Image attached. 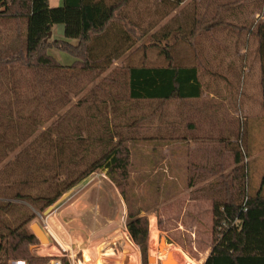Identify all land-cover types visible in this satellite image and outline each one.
<instances>
[{"label":"trees","instance_id":"obj_1","mask_svg":"<svg viewBox=\"0 0 264 264\" xmlns=\"http://www.w3.org/2000/svg\"><path fill=\"white\" fill-rule=\"evenodd\" d=\"M134 1L138 0H63L62 5L52 7L49 0H0V17L13 21L18 36L24 39L22 48L8 43L0 50V264H9L11 260L46 264L54 258L35 255L30 248L40 240L28 226L35 217L28 204L44 211L101 169L125 191L131 150L124 134L117 130L119 124L113 120L125 112L129 101L191 100L202 95L197 65L175 63L174 55L166 48L173 31L176 35L187 33H182V27L173 30L169 23L154 29L157 20L143 16L140 9L133 7ZM164 1L169 9H163V16L183 2ZM55 24L64 25L63 39H48ZM229 24L242 26L257 40L263 116L255 121L237 120L236 125L227 126L222 133L218 131L219 140L232 146L234 167L223 187L214 193L212 249L203 264H264V175L260 188L252 193L250 159L249 164L245 162L252 154L253 141L257 140L256 120L264 121V20ZM13 33L14 30L10 35ZM146 34V47H158L167 64L125 65L123 81L120 71L114 78H106L125 90L104 93L97 103L103 109L92 112L88 107L81 115L69 108L42 128L47 119L56 115L51 110L44 119L41 113V107L52 100L44 96L55 89H40V80L47 72L61 71L57 79L61 73L67 75V84L75 74L95 77L118 59L138 51L143 45L136 44L137 40ZM52 47L70 52L74 62L67 65L58 61L48 53ZM68 91L64 89V94ZM178 124L181 130L182 125ZM176 125L173 121L162 122L154 127L168 128L170 133L148 137L141 133L143 124L134 129L137 139H155V144L165 146L173 140L187 139L185 127L180 132ZM127 229L147 257L148 218L131 212ZM60 259L62 264H71L66 255Z\"/></svg>","mask_w":264,"mask_h":264},{"label":"rangeland","instance_id":"obj_2","mask_svg":"<svg viewBox=\"0 0 264 264\" xmlns=\"http://www.w3.org/2000/svg\"><path fill=\"white\" fill-rule=\"evenodd\" d=\"M262 4H264V0ZM262 4L260 0H244L233 4V6L238 5L239 8L243 9L248 15L246 20L250 23L251 20L259 19L256 18V15L259 13ZM217 5L218 2H213V0H188L171 10L168 15L163 16V9L164 11L169 9L164 0L134 1L133 7L136 6L140 9L143 16H150L157 20L154 29H160L163 24L169 23L173 26V30L177 31V27H182V33H187L186 36H183L181 34L176 35L173 31L166 48L174 55L175 63L196 64L203 85L202 95L197 99L129 101L128 106L124 108L125 112L113 120L114 124H119L117 130L124 134L125 143L131 150L129 177L124 185V192L110 178L106 170L101 169L94 172L99 174L94 175L93 184L111 187L114 191L117 187L123 196L121 205L119 204V197L115 201L118 211L117 209L114 212L109 211V217L117 216L119 220H123L122 225L127 227L131 212L140 215L142 212H146L150 215L149 217L145 215L148 218L147 257L143 256L140 248L142 258L146 260L145 263L149 261V257L152 260V263L149 261L150 264L204 263L212 249L214 193L223 187V181L227 179V175L234 167L232 146L227 140V143L219 140L221 138L217 135L218 131L222 133L227 126L234 125V123L236 125L237 120L244 121V119L254 118L255 121V118H262L263 116L260 71L256 61L257 55L254 52L255 36L253 35H250L247 40L250 44V53L254 59L249 74L250 81L247 83L251 89L250 96L244 97V92L238 94L242 91L243 85L239 84L235 89L237 84L235 86L234 83H231V86L234 85L233 89L237 92L223 87L224 90L220 92V96H212L215 83L212 81L211 73L214 69L228 75L231 72L227 65L216 67L213 57L217 49L223 50L226 63L228 55L231 56L233 53L235 39L238 36L240 39L244 36V31L239 30L242 26H234L236 29L232 35L226 32L228 27L226 30L216 27L214 23L218 17H213V12H215ZM220 20L222 24L227 22L225 19ZM16 27V24L9 18L0 17L1 51L9 45L8 43L16 48L24 46V39L18 36L19 33L15 31ZM13 30L14 33L10 35ZM190 30H194V32L190 33ZM140 36L136 44L143 46L138 51L118 59L114 65L95 77L79 73L75 74L71 78L72 81L67 84L64 77L67 75L61 73L57 79V75L61 71L57 73L47 72L44 79L40 80V89L43 91L55 89L52 93L44 96L52 100L50 101L51 105L46 103L41 107V113L44 119L49 115L48 113H51V110H54L56 115L47 119L42 128L55 120L56 117L64 115L69 108L71 112L81 115L88 107L92 112L103 109V106L97 103L103 99L104 93H110L115 89H120L122 92L125 90L118 86V82L113 81L111 83L106 80V78H114V75L120 71L121 81H123L125 65L167 64L165 56L161 54L158 47H146L147 34ZM51 37L52 32L48 39ZM60 53L62 54V52ZM67 62L68 60L63 58L62 63L66 64ZM17 65L20 66V64ZM64 89H69L67 94H64ZM78 102H80V106H76ZM228 108L233 109V113L228 112ZM108 117H112L110 112H108ZM165 121L175 122L180 132H184V127L188 132L187 145L184 147L176 145L173 154L166 150L164 152V146L155 144V139L151 141L137 139V131L134 129L135 126L143 124L141 133L146 137L158 133H170L168 128L157 129L154 127L162 122L165 123ZM63 122L65 123V119ZM178 123L182 125V131L178 128ZM190 123H193L194 126L191 127ZM256 128L259 136L263 137V120L259 121ZM202 131H205L206 134H203ZM180 151L183 154H180ZM262 158V153L259 154L258 162L250 158L251 167L245 159V162L249 164V189L252 193L258 191L262 183L264 168ZM254 168L258 171H255ZM103 202L108 201L104 199ZM28 207L35 213L34 219L28 226L31 227L33 224L40 226L41 216H45L44 212L48 207L41 212L30 204ZM153 224L157 230L155 236L150 233ZM56 240L51 237V243L49 239L44 243L45 246L42 248L45 250L41 252L42 255L35 254L34 251L33 253L47 257H49L48 252L58 253L57 256L51 257L60 258L70 252V248L68 249L64 242L62 246L66 249L65 251ZM162 242L163 245H161ZM174 252H177L180 258L175 259Z\"/></svg>","mask_w":264,"mask_h":264},{"label":"crops","instance_id":"obj_3","mask_svg":"<svg viewBox=\"0 0 264 264\" xmlns=\"http://www.w3.org/2000/svg\"><path fill=\"white\" fill-rule=\"evenodd\" d=\"M186 1L188 0H183V2ZM239 1L243 2L244 0H213V2H218L216 10L213 12V17H218L214 24L217 28L225 30L226 27H228L226 32H229L230 35H232L236 29V27L229 24L230 22L242 25L248 18V15H246L243 9L239 8L238 5L233 6V4L239 3ZM62 4L63 0H49V5L52 7L60 6ZM256 16V18L264 20V4L261 5L260 11ZM220 19H225L227 21L226 24H222ZM239 30L244 31V36L241 39L239 36L235 39L233 53L231 56L228 55L226 63L221 48L217 49V52L213 57L216 67L227 65V67H229L228 70L232 72H229L230 74L228 75L214 69L213 73H211L212 81L215 83V87L212 90L213 97L220 96V92L224 90L223 87L230 89V91L237 92V90L233 89L236 84L237 86L235 89H237L239 84H241V86L243 85L242 91L238 94L244 92V97L250 96L251 89H249L247 83L250 81L249 74L253 66L252 61H254L250 53V44H248L247 41L250 34L243 27ZM51 32V39H63L64 25L55 24ZM70 41L74 43L76 42L75 40ZM254 41V52L257 55L256 38ZM60 52H62V54ZM48 53L53 55L61 63L63 58H66L68 60L66 63L67 65L72 64L75 60V57L70 52L56 47L49 48ZM256 61L259 64L258 57H256ZM231 83H234L235 86H231ZM227 110L228 112L231 111V113L234 111L233 109V111L230 110V108ZM238 110L240 111V108ZM259 121L256 120V123L258 122L257 125L259 124ZM256 127L254 133L257 140L253 141L251 146L252 154L249 158H246V161L253 158L255 159L254 161L258 162L259 154L262 153L263 158L261 160L264 163V133L263 137H260L257 133L258 129ZM176 145L184 147L187 145V141L173 140L164 146V152L166 150L169 151L170 154L175 153L174 148ZM181 153L182 152L180 151V154ZM254 170L258 171L255 168ZM98 174L99 173H94L91 176L84 178L72 188L67 199L55 207L50 214L43 217L41 216L42 222L40 227L44 230L43 225L47 222L53 230V235L56 239L61 244L64 242L68 249L70 248V252L64 255L68 257L71 264H145L141 255L140 247L132 240L127 227L122 225L121 222H123V220H119L117 216H108L109 211L114 212L116 209L118 211V207L115 204L118 197L120 200L119 204L121 205V202L123 203V196L120 193V190L117 187H115L116 191H114L111 187L103 186L101 184L98 185L96 183L93 184L92 181H94V175ZM102 175L104 174L102 173ZM263 175L264 168L262 176ZM104 199L108 202L104 203ZM119 208L121 209V207ZM141 215L150 216L146 212H142ZM45 234L51 243V237L46 232ZM42 246L45 245L40 242L30 248H32L35 254L42 255L41 252L45 250ZM48 254V256L58 255V253L54 254L51 252H48ZM177 257L180 258L179 254L174 252V258L176 259ZM9 264L27 263L24 260H11ZM147 264H150L149 261Z\"/></svg>","mask_w":264,"mask_h":264},{"label":"water","instance_id":"obj_4","mask_svg":"<svg viewBox=\"0 0 264 264\" xmlns=\"http://www.w3.org/2000/svg\"><path fill=\"white\" fill-rule=\"evenodd\" d=\"M50 36H51V32H49L48 37H50ZM70 193H71V191L64 193L53 205H50L46 209V211L44 212V215L46 216V215L50 214L55 209V207H57L60 203H62L65 199H67V197L70 195ZM31 228H32L33 233L39 238L41 243L47 242L48 239L46 237V234H45L44 230L39 225L33 224L31 226ZM149 261H150V263H152V260L150 257H149Z\"/></svg>","mask_w":264,"mask_h":264},{"label":"built area","instance_id":"obj_5","mask_svg":"<svg viewBox=\"0 0 264 264\" xmlns=\"http://www.w3.org/2000/svg\"><path fill=\"white\" fill-rule=\"evenodd\" d=\"M42 217H43V216H42ZM43 228H44L45 232H46L47 234H49V236L53 237V238L56 240V238L53 236V230L51 229L50 225H49L47 222L44 223ZM56 241H57V240H56ZM57 243H58V242H57ZM58 245H59L64 251L66 250V249H65L60 243H58ZM47 264H62V261H61L60 258L54 257V258H52V259L49 261V263H47Z\"/></svg>","mask_w":264,"mask_h":264},{"label":"bare ground","instance_id":"obj_6","mask_svg":"<svg viewBox=\"0 0 264 264\" xmlns=\"http://www.w3.org/2000/svg\"><path fill=\"white\" fill-rule=\"evenodd\" d=\"M151 235L152 236H155V235H157V230L155 229V225L153 224V226H152V229H151ZM54 236V235H53ZM55 237V236H54ZM56 238V237H55ZM58 241V240H57ZM155 241V240H154ZM59 242V241H58ZM60 243V242H59ZM61 244V243H60ZM62 245V244H61ZM161 245H163V242L161 243ZM162 249V248H161ZM168 263V262H167Z\"/></svg>","mask_w":264,"mask_h":264}]
</instances>
